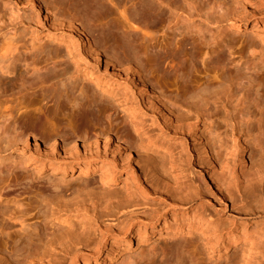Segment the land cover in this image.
I'll list each match as a JSON object with an SVG mask.
<instances>
[{"label": "rangeland", "instance_id": "obj_1", "mask_svg": "<svg viewBox=\"0 0 264 264\" xmlns=\"http://www.w3.org/2000/svg\"><path fill=\"white\" fill-rule=\"evenodd\" d=\"M36 1L42 4L43 10L40 12L34 4ZM160 1L0 0V188L5 185L8 188V190L5 189L7 195L3 191L5 197H9V194V198H14L15 194L18 196L19 188L21 195H24L25 189L31 190L26 191L24 197L29 199L27 201L32 199V204L37 202L41 196H47L56 200L55 203L58 202L54 196L55 193L52 194L48 190L49 195L46 191L50 187L48 180L54 179V176H48L49 173L46 170L36 169L29 158L60 166H76L84 160L78 162L76 159H66L58 162L53 158L54 161H50L42 151L41 153L37 152L32 144L35 139H38L42 143L56 141L60 146H68L80 135L85 136L86 134L91 135L92 132H99L101 129L99 125L94 124V126L90 123L92 121L88 119L86 111L75 106L81 102L77 97L82 86L93 89V83L88 79V73H93L99 75L98 77L106 82L111 80L119 84V88L114 85L107 89L102 85L97 88L96 95L101 103L105 101L115 110L113 113L118 117L117 124L121 123L120 127L129 132L128 139L130 140L127 139V142H132L140 151L143 148L144 152L153 153V159L159 166L165 165L170 168L169 171L174 166V170L178 174L180 171H178L177 165L183 164L186 170L184 173L196 178L202 191L197 193L191 189L192 196L189 194L186 197H193L190 204L191 211L210 213L223 224V228L235 222L247 221L251 222L252 226L259 224L258 226L263 228L264 187L263 181L257 173L263 169L264 162V153L262 152V147L264 148V85L259 87L257 83L251 81L259 82L262 78L260 75L264 73V63H262L264 34L261 35L257 31V33L250 32L249 26L255 21L264 22V0H163L162 3ZM219 2L222 5H219ZM149 3L156 6L157 9ZM149 6L152 8L150 9ZM149 10L152 11V14L153 11L159 13L155 23L152 18L149 20L152 15L151 13L147 14ZM45 11H49V16L58 21L72 18V22L82 25L94 45H98V49L104 54L106 52L105 56H108L109 59L119 58L121 63L118 62V59L113 61H116L118 67L130 75L139 73L141 76H149L141 69V73L138 72L141 61L143 62L144 59L156 61L162 57L163 53L172 52L179 47L182 41L191 44L188 45V48L193 47L196 52L206 51L207 47L213 48L217 43L232 46L234 55L229 57V53H227L226 56L228 61L231 59L234 63L231 66H225L223 70L216 69L213 63L210 64V58L203 61L197 55L176 73H167L164 67L166 65H164L159 69L158 74L155 72L150 76V80L155 85L153 91L156 94L160 91L157 87L159 85V87H167L163 90H167L170 94L175 93V89H181L186 80L193 81L196 87L190 90L184 102L185 105L193 111L208 106L207 108L211 109L210 116L213 114L211 118L219 121H215L216 125L214 126L209 122L204 123L200 119L197 126L191 129H180L175 122L164 121V118L154 110L152 96L147 95L145 100H141L137 90L129 82L118 79L109 72L104 73L103 66L97 70L92 57L87 56L85 52L84 54L79 50L75 51L77 48L71 47L72 36L63 29H51L45 19ZM121 11L126 13L124 17ZM11 12L15 13L16 18L11 16ZM145 16L149 17L143 19ZM141 18L143 21L145 20L144 23ZM133 20L134 22H132ZM128 21L134 26L136 24V29L140 31L126 28L129 24ZM145 23L160 24L161 31L146 38L145 35H142ZM245 23L247 24L246 28L238 27H242ZM137 24L143 26L142 29ZM50 32L60 41L47 40L45 35ZM98 38L101 39L99 41L101 43L98 42ZM252 43L257 46L259 51L256 52L257 54L248 50ZM7 44L16 47V49L13 51V56L4 58L3 52L7 49L5 48ZM130 46L134 49L137 47L131 54L130 52L134 49H131ZM70 47L73 49L71 50ZM113 50L117 55H113L115 53ZM136 51L140 52V57ZM176 52L181 53L177 50ZM134 53H137L138 57ZM142 53L146 54L143 55V58H141ZM131 57H136L137 59H132L138 62L131 60ZM49 58H53L56 62L55 68H52L51 64L46 61ZM10 69L11 73H9ZM127 107L132 111H138V114L135 117H130L125 109ZM101 126L105 127L106 125L102 124ZM215 129H218V132L214 134ZM218 135H221V139ZM219 139L222 144L218 143ZM243 144L246 148L244 154L247 161L244 166H241L239 152ZM156 145L160 147L155 149ZM205 145L208 148L211 146L214 152L217 151L220 159L226 152H229L227 157L234 160V169L243 170L247 176L246 182L242 183L227 180L223 188L228 192L229 197L220 194L210 179L212 168L209 158L203 154ZM171 152H174L178 157L181 156L183 163H172ZM99 161L94 162L99 163ZM115 174L119 181L111 187L112 191L118 195L121 194V196L131 190L132 192L139 191L140 184L134 187L137 184L133 181L129 170L120 166V168H115ZM22 175L27 176L21 180L23 183H20L21 181L16 183L17 185L3 183L5 178L21 177ZM31 177L36 180H32ZM72 178L74 177L66 176L64 181L67 186L60 185L61 188H70L74 185L77 188L86 183L85 181H93L94 184L90 187V191L92 187L96 188L100 185L98 175L75 181H72ZM125 178L128 180L126 181ZM34 192L37 194L35 195ZM154 193L156 192L154 191L150 195L145 193V195H141V198L145 197L150 201V204L152 203L150 208H152L153 214H173L174 209L168 206L165 201L168 197L162 193L161 196L160 193L158 195ZM34 195L38 198H35ZM19 196L17 198L20 199ZM24 197L22 196V199H25ZM96 197L99 199V195ZM84 198L88 197L76 194L69 196L61 203V207L67 205L70 208L69 205L72 206L76 203L78 206L76 204L74 206L78 208L79 205L82 206ZM100 200L103 201L100 204L97 203L100 212L111 211L113 213L118 205L117 199H114L115 202L114 200H110L111 202L106 199ZM68 207H63V209H68ZM68 212L70 213L66 217L62 216L63 219L61 217L62 220L54 221L55 227L53 228L81 231L82 223L79 219H82V213L79 215L74 211ZM137 224L145 226L147 233L152 228L148 220L137 218L117 229H127ZM117 229L101 234V237H107L105 239L107 245L111 246L114 238L125 231L123 229L117 233ZM85 232L88 233L84 230ZM95 244L97 247L99 246L98 241ZM246 245L247 242H243L229 252L228 256L231 258L212 257L201 253H207L209 249L205 238L199 232L193 231L190 235L184 231L181 233L169 232L166 237L163 235L159 238L153 235L143 243L139 241L132 246L131 251L120 253L113 264H197L193 260L195 259L194 254L197 257L206 258L205 264H226L229 259H242ZM101 247H104L103 244ZM193 250L194 254H192ZM101 255L102 251L99 256Z\"/></svg>", "mask_w": 264, "mask_h": 264}, {"label": "bare ground", "instance_id": "obj_2", "mask_svg": "<svg viewBox=\"0 0 264 264\" xmlns=\"http://www.w3.org/2000/svg\"><path fill=\"white\" fill-rule=\"evenodd\" d=\"M34 4L38 12L43 10L42 4L40 2L36 1ZM220 4L221 3L219 2V5ZM151 6H153V4H151ZM151 6H149L150 9L152 8ZM153 7L157 9L156 6ZM156 9L154 11H156ZM154 11L152 14V11L150 12L149 10L147 14L151 13V17L145 16L143 19L149 17V20L152 18L153 22L155 23V20H157V17H159V13H154ZM45 12V19L50 24L51 29L60 28L72 36L70 39L71 47H74V49L77 48L75 51L79 50L80 53L85 52L87 56L92 57L93 62L98 68L97 70L103 66L104 73L109 72L116 78L129 82L130 85H132L137 90L141 100H145L147 95L152 96V105L154 110L160 114L162 118H164V121H173L178 125V127H180V129L194 128L197 126L198 120L200 119H202L204 123L209 122L214 126L216 125L215 121L217 122L218 119L215 120L211 118L213 114L210 116L209 112L211 109L207 108L208 106L202 108L201 110L193 111L191 108L185 105L184 102L190 90L196 87L193 81L186 80L182 84L183 87H181V89H175V93L170 94L167 92V90H163L167 87H159V85L157 87L160 91L158 94H156L153 91L155 85L152 83V80H150V76H152L155 72L158 74L160 72L159 69H161L164 65L167 66H164L166 68L164 69L167 71V73H176L179 69H182L185 64L192 61L197 55H199L203 61L210 58V64L213 63L215 64L214 67L216 69L223 70L225 66H231V64L234 63V61L231 59L228 61L226 56L227 53H229V57L234 55V49L232 46L228 44L224 45L217 43L213 48L207 47L206 51L196 52L193 50V47L188 48V45L191 44H186L184 41H182L179 44V47H177L172 52L163 53L162 57L160 56L161 58L158 60L156 59V61H146V59H144L143 62H139L140 67L137 66L139 67L138 72H140L141 69L146 75L149 76H145L143 74L145 76L144 77L139 75V73L130 75L129 73L121 70L118 67V63H116V61H113L114 59H118V62H120L119 58L109 59L108 56H105V54H107L106 52L104 54L98 49L97 44V46L94 45L92 40L89 39L90 35L88 36L87 32L84 30L85 28L82 25L77 24V22H72V18L70 19L69 17V19L66 18L58 21L54 17L49 16V11ZM121 12L123 13L122 15L124 17V14L126 13L124 11ZM11 16L16 18L15 13L13 12H11ZM134 20L132 22H134ZM144 22L145 20L142 23ZM154 23H151V25L147 23L144 24V31L142 30L144 33L142 32V35H145L146 38H150L152 35H155L161 31V28L159 27L160 24L157 25ZM132 24L129 23L126 28L129 27L128 29L130 30L136 29V24V27ZM246 26L247 24L245 23L242 25V27H238L246 28ZM140 27L141 26H139V28ZM142 27L140 29H142ZM249 27L250 32L252 33L257 31L258 33H261V35L264 34V22L260 23L255 21L253 24H250ZM45 37L47 40L52 39L60 41L59 38H57L52 32L46 34ZM97 40L98 42L101 41L100 38ZM94 42L96 43V41ZM250 46V48L248 47L249 51L252 53L259 52L257 50V46L254 43H252ZM5 48L7 49L4 50L5 52H3V57L9 58V56H13V51L16 49V47H11L9 44H7ZM130 48L134 49L131 46ZM135 49H137V47ZM135 49L132 50L130 54L134 52ZM176 50L179 52L181 51V53H177ZM113 51L115 52V50ZM136 52L139 53L138 55L140 57V52ZM136 54L134 53V55L138 57ZM113 55H117V53L115 52ZM113 55L112 57H114ZM143 55L146 54L142 53L141 58H143ZM136 57H131V60H133L132 58L137 59ZM46 61L51 64L50 66L52 68H55L56 62L53 60V58H49ZM128 61L130 60L128 59ZM47 62L46 64H48ZM262 63H264V59H262ZM9 73H11V69ZM98 76L97 74L94 75L93 73H88V79L93 83V89H88L87 87L82 86L79 96L77 97V99L81 100V102L77 103L75 106L86 111L88 119L92 121L90 123L93 125H99L101 128L99 132H92L91 135L86 134L85 136L80 135L78 137H76L74 134L76 139L70 142L68 146H60L56 143V141L51 143H45L44 141V143H42V141H39L38 139H35V142L32 144L33 148L37 152L41 153L42 151L43 155L45 154L46 157L50 159V161H54L53 158L57 159L58 162L65 161L66 159H76L78 162H81L79 160H84L81 163H78L76 166H60L54 165L52 163L46 164L42 161L29 158V161L33 162L36 169L39 171L46 170L49 173L48 176H54V179L50 178L48 180V182H50V187L46 191L49 190L52 192V194L55 193L54 196L58 202L55 203L56 200L54 201L47 196H41L37 202L32 204V199L27 201L29 199L24 197L25 192L31 190L25 189L24 195H21L22 193L18 188L20 195H18L20 197L19 199L14 192H12L15 194L14 198H9L10 194L9 197L4 196L3 191L5 192V189L8 190L6 185L5 187L0 188V264H113L120 253L131 251L132 246L139 241L143 243L153 235L160 238L163 235H165V237L168 236L169 232L181 233L183 231L186 232L187 235L192 234L193 231L199 232L205 238V243L209 249V252L201 253L208 256L211 255L212 257H229V252H231L234 248H237L239 244L247 242V245L243 251L244 256L242 259H229L226 264H264V226L263 228L259 227V224L252 226L250 225L251 222L248 223L247 221L235 222L223 228V224L217 221V219L210 213L207 214L203 211H191L192 209L190 204L193 201V197L191 198V189L197 193H200L202 188L200 184H197L196 178L184 173L186 170L183 167V164H179L183 163L182 157H178L176 154H174V152H171V162L179 164L177 165V168L179 169L178 171H180V173L177 174L174 170V166H172L173 169L170 171V168L165 165L159 166L153 159V153L149 151L144 152L143 148H141L142 150L140 151V149L138 150L137 147L132 144V142H127L130 140L128 139L129 132L124 130L123 127H120L121 123L117 124L116 121L118 117L113 113L115 110L110 107L111 105L109 106V103L107 104L105 101L101 103V101L97 99L96 95L97 88L101 87L102 85H104L107 89L114 87V85H117L119 88V84H116L111 80L106 82ZM260 76H262V78L259 82L257 80L251 81L252 83H257L259 87L264 85V73H262ZM175 85L177 87V84ZM106 89L103 90L106 91ZM123 92L126 93L125 90H123ZM125 109L130 117H135V115L138 114V111L136 110L132 111L128 107ZM102 124L106 126L103 127L101 126ZM217 132L218 129L213 131L214 134ZM220 136L219 138L221 139ZM220 139L218 140V143H221ZM159 147L160 146L156 145L154 148L158 149ZM245 150L246 148L244 147V144L241 145L239 152V162L241 166H244L247 161L246 155L244 154ZM262 152L264 153L263 147ZM203 154L209 158L211 163L212 170L210 179L215 184L217 191L223 196L229 197L228 192L223 188L227 180H234L238 183L246 182L247 176L243 170H235L234 160L227 157L229 156V152H226L224 157L220 159L217 151L214 152L213 148L211 149V146L208 148V146L205 145L203 148ZM96 160H100L99 163L94 162ZM120 166L130 171L131 176H133V181L137 184L134 187H137L138 184L141 185H139V191L132 192L131 190L126 192V194L123 193L124 195L121 196V194L118 195L111 190V187L119 181V178L116 177L115 174V168H120ZM94 175H98L100 185L96 188L92 187L90 191V187L94 184L93 181H85L86 183H83L84 185L82 184V186H78L79 188H76L75 185L71 186L70 188H61L60 186H67L64 181L66 180V176L74 177L71 180L75 181L81 178H89ZM257 175L260 179H262V184L264 187V162L263 169H261ZM55 176L59 177L56 178ZM19 177L20 176H12L11 178H5L3 179V183L16 184L23 180V178H27V176L23 175L20 178ZM31 179L36 180L32 177ZM125 179L126 181L128 180L127 178ZM184 180H186V182H184ZM20 183L23 182L21 181ZM8 184L7 186H10ZM38 190L35 191L38 192ZM153 190L156 192L154 193L155 195L160 193L159 195L161 196L162 193L168 197L165 201L168 206L174 209L173 214H153L152 208H150L152 203L150 204V201H148L145 197L141 198V195L144 193L150 195L154 192ZM5 194L7 195V192H5ZM75 194L78 196L85 195L88 197L82 200L83 203L78 200L80 203H82V206L79 205L80 208L74 206L76 203L72 205L74 207L73 209L71 205H69V208L67 205L62 204L63 206L61 207V203H63L67 197L73 196ZM189 194L191 196L186 198L189 196ZM96 195H99V199H97ZM22 196L25 199H22ZM162 197L164 196L162 195ZM100 199H106V201L117 199L118 205L113 210L114 212H100L98 207V204L101 202ZM34 200L36 201V199ZM72 202L75 201L73 200ZM225 204L227 206V203ZM63 207H68V209L71 210L63 209ZM180 209L183 210L181 211ZM68 211H71V213L74 211L79 215L82 213V219L78 218L79 221L81 220L80 223H82L80 225L81 231L78 229V231L72 230L70 228V230H65L64 228L60 227H57L58 229L53 228L55 227L54 221L56 219L62 220L63 217H66L67 214L70 213ZM137 218L149 221V224L152 227L150 232L147 233L146 227L138 224L127 229L123 228L125 229L123 232L120 231L123 229H117L119 227L126 226L124 224ZM116 229L118 230L117 233L121 232V235H118L114 238L113 244L111 246L107 245V242L105 241L107 237H101V234L103 232H113L116 231ZM84 230L88 233H84ZM163 232L165 234H162ZM97 241L99 243L98 247L95 244ZM101 243L105 247H103L104 251L101 247ZM101 251L102 255L99 256ZM192 254H194V250ZM94 256L95 258H92ZM194 256L195 259L193 260H195L197 264H205L206 258H203V256L197 257L195 254Z\"/></svg>", "mask_w": 264, "mask_h": 264}]
</instances>
